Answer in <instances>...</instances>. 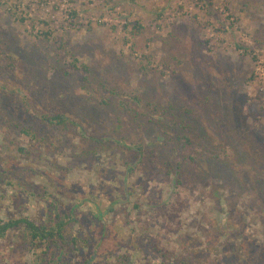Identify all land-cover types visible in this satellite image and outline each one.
I'll return each mask as SVG.
<instances>
[{"label": "rangeland", "instance_id": "374dc122", "mask_svg": "<svg viewBox=\"0 0 264 264\" xmlns=\"http://www.w3.org/2000/svg\"><path fill=\"white\" fill-rule=\"evenodd\" d=\"M38 2H0L1 219L73 212L67 264H264V0ZM20 235L0 264L34 263Z\"/></svg>", "mask_w": 264, "mask_h": 264}, {"label": "trees", "instance_id": "16d2710c", "mask_svg": "<svg viewBox=\"0 0 264 264\" xmlns=\"http://www.w3.org/2000/svg\"><path fill=\"white\" fill-rule=\"evenodd\" d=\"M22 21L23 22L25 21L24 18L22 19ZM136 30L139 31L140 29H136ZM48 36L49 35H46V37ZM3 64H4V61L2 59V54H0V69L3 68ZM1 114L3 113L0 112V115ZM41 119H42L43 124L48 125V126H63L65 128L64 129L65 131H69L70 125L73 124V122H71L69 118L61 114L45 115L41 117ZM15 125L17 127L16 123ZM24 133H27V132H24ZM165 135L168 139V142L174 141V138L169 130L165 132ZM260 136L264 137V133L260 134ZM182 139L186 141L187 143H191V139L186 136L183 137ZM142 151H143V148L138 146L136 147V149H134L131 152L134 157H137L138 155H142ZM216 159L218 160L220 159L219 155L218 157H216ZM126 165H128V163ZM227 165L230 167L229 168L231 170L230 172L232 174V177L235 178L236 183L238 182L240 184V182L238 181L239 177L234 174L233 172L234 169L230 166L231 164H227ZM256 180L258 181V183H256V186H254V188H252L251 190H252L253 195L255 196L257 195V197L255 198V202H256L255 205L256 207H258L257 210L261 215L264 216V191H262L261 189L264 183L262 179H260L259 177H256ZM180 183H183V182L180 181L179 184ZM240 188H241L240 189L241 192L239 193L244 194L245 190L249 188V183L245 182L244 184H240ZM251 190H247V191L251 192ZM2 197L3 196H0L1 199ZM55 218H57L56 220L54 219L55 222L35 224L27 219L11 220L9 222H6L0 217V240H4L8 237L9 234L19 231L21 232L20 242H17L15 244L19 245L20 243L25 253L31 252L35 254V261L33 264H67L66 262H64V260L69 257L70 255L69 251H72L71 250L72 248L70 247H75V250L72 251L73 253L74 252L76 253V251H78V247H76L77 240H74L73 243L69 244L65 239L64 233L68 225L74 223L76 220L74 218L73 212L65 216H60L56 214ZM217 227L218 226L216 224L214 225V227L212 226V231L206 232V235L209 234L208 240L210 244L212 243L215 244L216 242H218L219 239H217V233H222L223 235H229L227 229H225L224 227L219 228L218 231H220L221 229L220 232L218 231L213 232V230L217 229ZM244 232L243 234L245 237ZM210 239L212 241H210ZM229 240L231 239L229 238ZM252 241H255V238L251 240V244H252ZM185 243H184L185 247L183 246V248H184V251L188 253L187 257L186 259H183L177 262L176 264H199L204 252L199 247L194 246L192 243L188 241H186ZM15 249H16V246H14L13 249H11L12 255L14 254ZM233 249L235 251V255H237L236 257H234V259H236L240 256L239 251L237 247L233 246ZM64 251H67V252H64ZM263 255L264 253H262V256ZM166 258L168 257L166 256ZM196 258L197 260H195ZM12 264H14L13 261H12Z\"/></svg>", "mask_w": 264, "mask_h": 264}, {"label": "built area", "instance_id": "2783aa9c", "mask_svg": "<svg viewBox=\"0 0 264 264\" xmlns=\"http://www.w3.org/2000/svg\"><path fill=\"white\" fill-rule=\"evenodd\" d=\"M11 1L12 0H0L1 4L5 5L8 9V11L12 12L15 11V9H18L21 12H25L27 13V6L28 5H32V7H36L39 5L38 0H14L13 2V6L11 5ZM65 3H67V1H65ZM65 5V4H64ZM66 8V12H68L67 10V4L66 6H63V9ZM93 22L99 25H104V23L107 22V19H103V18H98V19H93Z\"/></svg>", "mask_w": 264, "mask_h": 264}, {"label": "flooded vegetation", "instance_id": "af4514ba", "mask_svg": "<svg viewBox=\"0 0 264 264\" xmlns=\"http://www.w3.org/2000/svg\"><path fill=\"white\" fill-rule=\"evenodd\" d=\"M105 213H106V212H105ZM100 215H101V216H102V218H103V216H104L105 214H104V213H101Z\"/></svg>", "mask_w": 264, "mask_h": 264}]
</instances>
